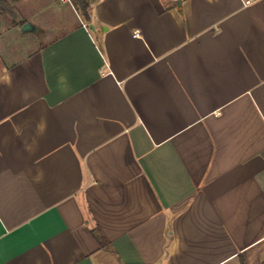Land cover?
<instances>
[{
    "label": "crops",
    "instance_id": "crops-1",
    "mask_svg": "<svg viewBox=\"0 0 264 264\" xmlns=\"http://www.w3.org/2000/svg\"><path fill=\"white\" fill-rule=\"evenodd\" d=\"M179 1L9 26L0 264L264 260V0Z\"/></svg>",
    "mask_w": 264,
    "mask_h": 264
},
{
    "label": "rangeland",
    "instance_id": "rangeland-1",
    "mask_svg": "<svg viewBox=\"0 0 264 264\" xmlns=\"http://www.w3.org/2000/svg\"><path fill=\"white\" fill-rule=\"evenodd\" d=\"M46 1L49 0H9L13 15L4 14L0 10V41L2 44L11 39L6 31L9 30V26L12 23L17 22L19 19L20 21L23 18L30 19L35 24L39 23L38 21L40 19L43 21L41 22L42 25H50L54 21L53 9L48 4L41 6ZM57 2L63 6H67L68 4L67 0H57Z\"/></svg>",
    "mask_w": 264,
    "mask_h": 264
},
{
    "label": "trees",
    "instance_id": "trees-1",
    "mask_svg": "<svg viewBox=\"0 0 264 264\" xmlns=\"http://www.w3.org/2000/svg\"><path fill=\"white\" fill-rule=\"evenodd\" d=\"M74 8L80 13L85 21H89V10L90 5L94 0H70ZM0 10L4 14L13 15V11L11 9V5L9 0H0ZM100 239V237H99ZM102 243V242H101ZM244 264V262L242 263ZM261 264H264V260H262Z\"/></svg>",
    "mask_w": 264,
    "mask_h": 264
},
{
    "label": "water",
    "instance_id": "water-1",
    "mask_svg": "<svg viewBox=\"0 0 264 264\" xmlns=\"http://www.w3.org/2000/svg\"><path fill=\"white\" fill-rule=\"evenodd\" d=\"M179 3H180V1L177 0V4H179ZM89 27H90V28H93L92 24H90ZM34 29H35V28L32 27V25H31L30 23H28V22L24 23V24L22 25V27H21V30H23V31H31V30H34Z\"/></svg>",
    "mask_w": 264,
    "mask_h": 264
}]
</instances>
